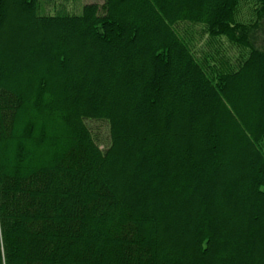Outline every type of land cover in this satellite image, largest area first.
<instances>
[{
    "label": "trees",
    "instance_id": "1",
    "mask_svg": "<svg viewBox=\"0 0 264 264\" xmlns=\"http://www.w3.org/2000/svg\"><path fill=\"white\" fill-rule=\"evenodd\" d=\"M42 7L0 0V264H264V0Z\"/></svg>",
    "mask_w": 264,
    "mask_h": 264
},
{
    "label": "rangeland",
    "instance_id": "2",
    "mask_svg": "<svg viewBox=\"0 0 264 264\" xmlns=\"http://www.w3.org/2000/svg\"><path fill=\"white\" fill-rule=\"evenodd\" d=\"M95 2L102 4L104 0H43V4H45V7H42L46 9L47 12H55L53 10L61 9L65 12H69L72 14L75 13H81L82 7L84 4ZM253 6V2H249L247 5L244 4L242 8V15L246 18L248 17V13L251 14L252 9L250 7ZM45 12V11H43ZM42 13V12H41ZM259 42H257L258 45L261 44L262 40H264V28L259 31ZM202 43V42H201ZM218 45L215 44L216 47H219L220 51L230 52V49L232 45L228 42V40L225 37H222L218 42ZM87 125L91 129L92 133L95 136V139L97 143L102 147H106L109 143V126L107 122L104 121H97V120H87Z\"/></svg>",
    "mask_w": 264,
    "mask_h": 264
}]
</instances>
